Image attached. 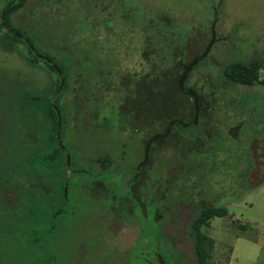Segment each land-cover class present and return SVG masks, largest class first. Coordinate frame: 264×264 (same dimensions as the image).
<instances>
[{"label": "rangeland", "instance_id": "obj_1", "mask_svg": "<svg viewBox=\"0 0 264 264\" xmlns=\"http://www.w3.org/2000/svg\"><path fill=\"white\" fill-rule=\"evenodd\" d=\"M13 1L0 0V23ZM118 1L31 0L14 16L13 28L41 55L45 47L58 50L60 39L98 64L114 51L117 88L100 92L98 111L113 103L124 129L98 130L87 121L64 133L74 174L66 172L63 156L45 160L54 145L44 114L34 107L24 112L34 96L24 94H53L57 73L34 64L28 48L5 30L0 35V264H160L158 252L162 264H197L188 229L211 204L228 210L204 230L216 242L213 263L264 264V87L236 85L222 75L234 62L264 65V0H124L166 12L177 47L163 64L142 39L104 44L107 20H119ZM213 23L222 39L188 82L218 99L208 107L209 134L198 126L156 140L147 168L155 173L145 175L150 182L136 198L135 168L148 143L171 121L193 120L178 79L214 40ZM227 95L236 97V107L227 108Z\"/></svg>", "mask_w": 264, "mask_h": 264}, {"label": "trees", "instance_id": "obj_2", "mask_svg": "<svg viewBox=\"0 0 264 264\" xmlns=\"http://www.w3.org/2000/svg\"><path fill=\"white\" fill-rule=\"evenodd\" d=\"M16 1L18 0L11 2L9 5L16 3ZM30 1L31 0H22L20 3L8 8L6 12V22L8 28L29 42V44L34 47L37 55L41 58L35 56L24 41L8 32L4 28L2 21L0 23V35L5 30L7 36L13 39V41L19 42L28 48L34 64L43 62L52 73H57L58 79L53 94H48V91H45L43 94H24L34 95L28 97V102H26L24 106V112L28 110V107H34L38 108L44 114L46 122L50 128V141L48 145H54V150L45 160L55 161L58 157L63 156L66 164L67 153L70 154V150L66 146H61L57 140L58 116L56 110L52 106L53 98H55V106L59 110L62 118V143L64 133H73V131H76L79 126L86 127L87 121L90 122L94 129L98 130H104L107 125H111L112 128L115 126V128L118 127L121 130L124 129L118 126V123L121 121L120 111L114 107L113 103L106 106L103 109V112L98 111V108L101 107L102 103V99L98 97L100 92L105 93L106 91L117 88L118 81L116 74L113 71L115 65L113 58L115 57L112 53L114 51H108L107 62L98 64L95 63L94 55L85 54L77 49H68L67 47H64L65 41L60 39L58 40V43L60 42L61 46L58 50H51V48L45 47L46 54L41 55L37 50V47L28 37L22 35L18 30L13 28V25L18 24L14 20V16L24 11ZM148 6L149 5L146 2L137 5L128 1L119 0L117 11L119 20L118 22L113 21L112 18L107 20L104 44L111 46L119 45L122 47V45L127 42L129 36H131L130 39L134 40L136 38L142 39L145 42L146 49H149L150 52L152 51L153 56H156V58H158L163 64L164 62H167V60L169 61L172 59V54L175 52L174 49L177 47L175 39L177 34L175 35V33L171 32V29H167L170 20L166 18V12L164 13L160 9H155L153 11L149 10L148 12ZM212 27V34H214L212 36H214V40L208 45L206 51L201 57L195 58L189 65L185 66L178 79L179 91L184 98L188 99L194 111L193 120L188 123H185L182 120L171 121L166 133L155 136L148 143L144 161L135 168L136 172L134 174L133 192L136 198H139V195L146 189L150 182V179L148 180L145 175H148L150 178L151 175L155 173V169L149 173L147 168L151 163L150 161L153 156L152 149L156 140L169 139L174 130L187 133L190 130L197 129L198 126H206L202 128V131L205 134H209V125L205 121L211 110V108H209L208 111V107H215L218 99L213 97L210 99L207 95L200 94L196 88L188 86V82L192 71L196 67L201 66L207 60L212 46L218 41L217 39H222L219 37V31L215 29V23H213ZM45 41L39 42L44 44H49L50 42L49 40ZM263 67L264 65L259 61H253L250 63L234 62L223 68L222 75L227 82L236 85L245 87L261 85L264 87V79L260 80V72ZM59 72H61L62 76ZM97 82L102 83L99 89L97 87ZM131 90H134V88ZM131 92L126 91L128 95H131ZM49 95H53V97L50 98ZM87 95H89V97ZM235 98V96L227 95V108L230 105L233 107L237 106ZM204 129L206 130L204 131ZM66 172L71 174L75 173L74 171H71L70 167H66ZM257 173L258 170L255 171V174ZM156 192L155 198L157 201H160L159 195L162 193V187H159ZM127 210L129 215L133 216L131 204L128 205ZM227 216L228 210L225 207H219L212 204L204 206L193 216L188 229V238L194 250L197 264H214L213 252L215 251L216 242L213 238L207 235L204 230L210 226V222L213 219L225 218ZM165 239L168 240L166 237ZM171 243L175 250V244L172 241ZM161 254V252H158V257L161 260L160 264L163 263V257H161ZM167 259L168 262H173L170 255Z\"/></svg>", "mask_w": 264, "mask_h": 264}, {"label": "water", "instance_id": "obj_3", "mask_svg": "<svg viewBox=\"0 0 264 264\" xmlns=\"http://www.w3.org/2000/svg\"><path fill=\"white\" fill-rule=\"evenodd\" d=\"M22 0H18L16 1V3H13L11 5H9L7 8H5L3 11H2V15H1V21H2V24L4 26V28L10 32L11 34H14L17 38H19L20 40L24 41L28 46L29 48L31 49V51L34 53L35 56H37L38 58H41L40 56L37 55V53L35 52L34 50V47L32 45L29 44V42H27L25 39H23L19 34L17 33H14L11 29L8 28V25H7V22H6V12L8 10V8H10L11 6H14L15 4L17 3H20ZM59 74L62 76L61 72H59ZM52 106L54 107V109L56 110V113H57V116H58V131H57V140L59 142V144L61 146L62 145V142H61V134H62V118H61V115H60V112L59 110L56 108L55 106V98H53L52 100ZM67 161H68V167H70V164H71V159H70V154L67 153Z\"/></svg>", "mask_w": 264, "mask_h": 264}, {"label": "flooded vegetation", "instance_id": "obj_4", "mask_svg": "<svg viewBox=\"0 0 264 264\" xmlns=\"http://www.w3.org/2000/svg\"><path fill=\"white\" fill-rule=\"evenodd\" d=\"M13 31V30H12ZM14 32V31H13ZM15 33V32H14ZM12 35H14V34H12Z\"/></svg>", "mask_w": 264, "mask_h": 264}]
</instances>
